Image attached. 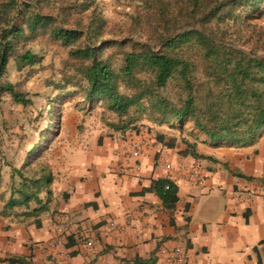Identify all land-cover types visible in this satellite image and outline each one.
I'll use <instances>...</instances> for the list:
<instances>
[{"label": "crops", "instance_id": "0c3cea01", "mask_svg": "<svg viewBox=\"0 0 264 264\" xmlns=\"http://www.w3.org/2000/svg\"><path fill=\"white\" fill-rule=\"evenodd\" d=\"M137 123H69L45 170L44 209L32 213L41 203L31 201L0 213V264H264V131L243 145L193 148L178 132L158 138L147 118ZM11 178L0 165V210ZM164 178L178 188L173 207L155 187Z\"/></svg>", "mask_w": 264, "mask_h": 264}, {"label": "trees", "instance_id": "16d2710c", "mask_svg": "<svg viewBox=\"0 0 264 264\" xmlns=\"http://www.w3.org/2000/svg\"><path fill=\"white\" fill-rule=\"evenodd\" d=\"M148 1L150 14L159 20L162 46L157 48L153 41H132V47L121 52V62L115 66L110 58L101 56L103 46L97 32L104 19L95 14L83 26L59 12L61 7L77 8V0L66 4L60 0H0V77L11 55L18 67L41 61L38 53L19 50L29 39L47 34L74 43L88 37L89 43L72 46L69 51L81 61L85 102L80 110L102 106V117L118 131L137 127L138 113L142 112L162 128L158 138L170 133L166 127L180 133L193 148L197 141L231 146L253 141L264 131V56L250 57L241 47L252 53L264 50V24L257 22L264 13V0ZM81 7L87 10L89 4ZM186 25L194 27L173 36ZM200 66L208 78L210 100L201 103L193 94L173 98L164 92L180 80L192 87L191 80ZM0 88L8 90L17 102H32L12 82H3ZM52 117L50 126L55 121ZM193 154L198 153L193 150ZM30 157H25V166ZM46 168L47 164L26 172L20 166L12 167L10 194L0 210L2 215H18V207L29 208L31 201L41 203L32 213L44 209L39 193L52 181L45 174ZM155 187L165 204L173 207L178 199L177 185L164 178L157 180Z\"/></svg>", "mask_w": 264, "mask_h": 264}, {"label": "rangeland", "instance_id": "374dc122", "mask_svg": "<svg viewBox=\"0 0 264 264\" xmlns=\"http://www.w3.org/2000/svg\"><path fill=\"white\" fill-rule=\"evenodd\" d=\"M60 1L63 4L69 2ZM77 2V8L61 7L59 12L63 14L62 16H67L71 22L83 26H87L95 14L104 19L106 21L104 26L97 32L99 45L103 46L101 56L110 58L115 66H119L121 62V52L132 47V41L148 43L153 41L157 48L162 46L159 42V20L150 14L148 0H77ZM81 4H89V8L82 10ZM57 10L55 8V12ZM257 22L264 24V13L259 16ZM193 27L183 26L173 36L181 30ZM89 42L90 39L83 36L74 43H65L47 34H40L23 43L19 50L38 53L42 57L41 61L18 67L15 56H10L6 70L0 77V84L14 83L18 91L32 98V102L29 104L17 102L8 90L0 88L1 166H20L26 172L46 166L61 145L63 135L69 131V123H74L79 115L92 120L101 118L107 124L102 117V106L97 104L89 110L86 109L87 111L80 110V106L85 102L81 87L84 81L80 79L79 71L81 61L72 57L69 51L72 46ZM241 48L253 55L264 53V50L252 53L248 48ZM191 81L192 87H188L186 81L180 80L178 83L170 84L164 92L173 98L193 94L201 103L210 100L206 91L209 85L208 78L202 72L201 66L195 71ZM138 116L145 118L142 112H139ZM51 117L55 121L50 126ZM164 129L177 133L166 127ZM37 143L39 146L34 149ZM29 154L30 162L25 166L23 162ZM10 183L11 180L3 183L2 192L6 197L10 194Z\"/></svg>", "mask_w": 264, "mask_h": 264}, {"label": "built area", "instance_id": "2783aa9c", "mask_svg": "<svg viewBox=\"0 0 264 264\" xmlns=\"http://www.w3.org/2000/svg\"><path fill=\"white\" fill-rule=\"evenodd\" d=\"M131 145H132L133 153L137 154L139 152V150L141 149L140 144H138V142H136V141H131ZM166 166H170V164L166 163ZM168 179L170 181H172V179H170V178H168ZM166 188H169V183L166 184ZM162 251L169 254L171 260H173V261L181 262L183 260V256L180 254V252L177 249L169 250L167 248H163Z\"/></svg>", "mask_w": 264, "mask_h": 264}, {"label": "water", "instance_id": "95a60500", "mask_svg": "<svg viewBox=\"0 0 264 264\" xmlns=\"http://www.w3.org/2000/svg\"><path fill=\"white\" fill-rule=\"evenodd\" d=\"M185 30H186V29H185ZM185 30H181L180 32H183V31H185ZM246 52H247V54H248L249 56H253V57L264 56V53H259V54L253 55V54L249 53L248 51H246Z\"/></svg>", "mask_w": 264, "mask_h": 264}]
</instances>
